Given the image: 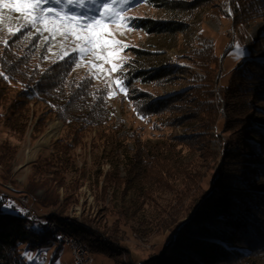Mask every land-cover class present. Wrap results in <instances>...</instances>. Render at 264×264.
<instances>
[{"label":"rangeland","instance_id":"rangeland-1","mask_svg":"<svg viewBox=\"0 0 264 264\" xmlns=\"http://www.w3.org/2000/svg\"><path fill=\"white\" fill-rule=\"evenodd\" d=\"M165 1L141 0L135 6H129L124 15L135 18L131 20L129 29L109 25L115 38L127 45L117 61L123 62L120 71L110 75L95 72L90 66L91 56L81 61L75 55L77 74L93 75L97 84L114 93L107 97L111 113L104 127L89 125L78 132L69 128V132L73 131L69 133L61 117L44 102L30 101L27 109L22 110L24 116L29 115L22 132L21 120L16 126L8 122L14 112L11 104L16 101L21 85L11 82L8 89L0 91V195L29 218L27 224L32 230L45 232L52 239V243L36 248L24 244L21 254L27 263L82 264L75 257L74 247L78 246L83 250L84 264H144L155 256H161L170 235L177 234L187 218L194 204V191L210 188L216 182L228 155L241 151L242 156H251V163L259 161L253 156L254 149H246L245 144L247 142L254 147L252 143L261 144V138L253 135V129L250 131V143L248 132L242 150L239 134L248 130L253 120L264 122V101L242 98L238 89L228 93L232 90L231 82L238 64L247 56L246 48L262 49L253 57L264 62V0H258L260 7L255 6L253 0H173L164 4ZM194 3L195 7L187 5ZM47 6L60 7L51 3ZM69 10L84 11L71 6ZM3 15L4 32L9 33V26L15 30L24 23L19 14L7 9L3 10ZM165 21H172L169 25L174 27H178L180 22L186 26L180 31H164L162 29L168 25ZM32 31L49 45L53 60L61 57L63 37L52 39L47 32ZM75 46L70 39L66 49L70 52ZM213 50L218 56H212ZM202 51H208L206 56L214 62L210 71L215 83L198 90L195 95L206 99L215 89V99L220 102V108L213 107L212 112H207L206 107L199 109L198 102L189 97L176 102L178 105L171 106L163 115L143 118L137 114L129 97L132 89L134 94L143 91L151 98L186 89L196 82L195 78L200 80V74L205 72L191 60L204 54ZM44 62L48 64L49 60ZM128 63L150 66L144 69H152V64L157 68L176 64L177 72L170 74L168 80H138L129 89L124 79ZM104 68L109 69L110 65L105 64ZM118 77L127 88L126 95L108 87ZM209 89H212L210 93L204 95ZM243 99L246 105L242 103ZM244 107L242 114L239 109ZM24 116L21 119L25 120ZM55 120L62 124L59 135L48 146L37 150L41 137L50 122ZM156 120L160 123L170 121V124L155 126L153 121ZM111 128L115 129L114 133L121 137V142L130 152L139 142L155 144L163 138L175 141L173 154L177 160V178H167L170 183L159 185L161 189L154 186L155 190H151L149 196L138 195L134 190L126 192L123 182H120L121 187L117 186L120 190L110 187L111 164L103 152L115 150L116 145L110 144L115 140ZM109 130L112 134L107 133ZM62 139L75 143L69 155L72 164L69 161L64 169L48 164L54 156L56 144ZM30 148H34L35 153L29 159L27 150ZM118 152L121 155L122 150ZM169 162L172 165V161ZM248 173L261 180L264 167ZM125 175L126 171L121 170L120 176ZM164 186L170 187L162 190ZM29 209L33 210V218L26 215ZM47 221L53 227L41 229L40 223ZM72 228L91 232L89 234L110 253L99 250V246H91L89 240L73 233ZM258 264H264V260Z\"/></svg>","mask_w":264,"mask_h":264},{"label":"trees","instance_id":"trees-1","mask_svg":"<svg viewBox=\"0 0 264 264\" xmlns=\"http://www.w3.org/2000/svg\"><path fill=\"white\" fill-rule=\"evenodd\" d=\"M170 1L173 0H166L164 4ZM252 2L255 6L259 5L258 0ZM195 3L187 5L195 7ZM155 23L158 24V22ZM164 23H168L166 27H162L164 31H180L186 26L181 22L178 27L170 26L169 23H173L172 21ZM5 29L6 27L0 26V73L3 74L0 75V91L8 89L11 82L21 85L16 101L11 104L10 108L14 112L11 113L12 117H8V122L16 126L21 120L20 127L24 132L29 115L24 116L22 110L27 109L30 101H42L61 117L68 132L69 128L78 132L89 125H96L99 128L106 125L111 113L107 102L109 91L105 86L97 84L93 75L76 73L75 54L53 60L49 45L36 37L32 30L25 29L23 33L13 35L4 32ZM4 40L8 41L7 45L3 42ZM262 40L264 41V36ZM246 49L247 56L238 64L233 75L232 90L225 95L238 89L242 98L247 97L251 101L261 102L264 101V62L256 60L253 56L262 49ZM202 53L204 54L191 60L205 72L200 74V80L195 78L196 82H192L186 89L157 98L154 96L151 98L143 91L134 94L132 89L129 97L137 114L143 118L163 115L171 106H177L176 102H183L189 97L198 102L199 109L206 107L207 112H212L213 107L220 108V102L215 99L214 87L213 94L206 99L195 95L198 90L215 83L210 71L212 70L210 68L214 67V62H210L206 56L209 54L208 51H202ZM211 54L218 56L214 50ZM46 60H49L48 64L44 62ZM152 66V69H144L143 67L150 66L141 67L128 63V73L124 77L128 88L131 89L133 84L141 79L147 82L168 80L171 78L170 74L177 72L176 64L162 68L155 67V64ZM5 76L8 78L5 79ZM212 89L204 95H208ZM242 103L246 105L245 99ZM244 109L245 107L240 108L239 112L244 114ZM22 116L25 120L21 119ZM153 123L161 127L164 124L169 125L170 121L160 123L156 120ZM251 123L248 130L245 129L242 135L239 134L242 139L239 143L242 144L248 135H251L249 140L251 143L252 132L250 131L254 129L253 135L261 138V144L252 143L254 147H251L246 142L245 146L246 149H254L253 156L259 161L251 163V156L246 154L242 156L241 151L228 155L226 163L221 166L216 182L210 188L194 191L193 194L196 195L194 204L191 205L187 218L181 223L178 233L174 232L170 235L161 256H155L144 264H258L264 260V175L261 180H257L254 179V175L248 173L249 170L264 167L261 164H264V122L253 120ZM111 130L115 140H112L114 142L110 144L116 145L115 150L106 154L105 151L103 152L111 164L110 187L120 190V182H123V189H126V192L134 190L138 195L149 196L151 190H155L154 186L161 189L159 185L170 183L167 178H177V160L173 154L175 141L171 142L163 138L155 144L149 141L139 142L135 144L134 151L130 152L121 142V137L114 133L115 129L111 128ZM248 132L249 134L246 135ZM107 133L112 134L110 130ZM72 136L75 137V135ZM74 144L68 139H62L56 144L54 156L48 164H56L63 169L67 167ZM242 148L243 144L240 149ZM119 149L122 150L121 155L118 152ZM170 160L172 165H169ZM241 166L245 167L241 168ZM121 170L126 171L123 177L120 176ZM170 186H164L162 190ZM5 204L8 202L2 195L0 198V264H29L21 254L22 246L27 244L31 248H36L52 243V239L45 232L32 230L27 224L29 218L19 209L4 208L2 205ZM72 229L73 233L89 240L91 246L100 247L99 250L108 252L99 245L93 235L89 234L91 232L79 228Z\"/></svg>","mask_w":264,"mask_h":264},{"label":"snow or ice","instance_id":"snow-or-ice-1","mask_svg":"<svg viewBox=\"0 0 264 264\" xmlns=\"http://www.w3.org/2000/svg\"><path fill=\"white\" fill-rule=\"evenodd\" d=\"M141 0H0V25L4 23L3 10L19 14L24 23L17 26L15 30L8 28L10 34L23 33L25 29H34L37 33L47 32L52 39L57 36L63 37L61 42V59L75 54L78 60H84L91 56V69L95 72L110 75L121 70L123 62L118 63L120 52L127 47L120 40L116 39L109 25L115 24L117 28H131V20L134 17H127L124 12L129 6H135ZM55 4L60 7H48ZM72 9L84 10L72 11ZM95 6V8L90 7ZM95 12L96 14H89ZM10 19V17H9ZM49 37H45L48 39ZM71 42L76 46L69 52L66 45ZM7 45L8 41H3ZM100 61V63H95ZM110 65L105 69L104 65ZM0 75H3L0 73ZM8 77L5 76V79ZM127 94V88L119 77L108 85ZM113 92L108 93L109 97ZM4 208H13L14 204L2 205Z\"/></svg>","mask_w":264,"mask_h":264},{"label":"bare ground","instance_id":"bare-ground-1","mask_svg":"<svg viewBox=\"0 0 264 264\" xmlns=\"http://www.w3.org/2000/svg\"><path fill=\"white\" fill-rule=\"evenodd\" d=\"M61 127H62V124H61V122L59 120L58 121L57 120L51 121L50 124H49V127H48L47 131L41 137V139H40V141H39L36 149L38 150V148L42 149V148L48 146L51 143V141L53 139H55L59 135L60 130H61ZM34 153H35L34 148L28 149L27 150L28 158L29 159L32 158L34 156ZM27 212H26V215L27 216H30L31 218H33L32 217L33 216V212L32 211H27ZM40 227L43 230H49V228H52L53 225H52V223H45V224L44 223L43 224L40 223ZM47 227H49V228H47ZM56 236L59 237L61 235L60 234H58V235L56 234ZM74 248H75V254H76L75 257H76V259L78 261H80V258L78 256V253L76 251V247H74ZM79 263H81V262H79Z\"/></svg>","mask_w":264,"mask_h":264},{"label":"built area","instance_id":"built-area-1","mask_svg":"<svg viewBox=\"0 0 264 264\" xmlns=\"http://www.w3.org/2000/svg\"><path fill=\"white\" fill-rule=\"evenodd\" d=\"M27 200V199H26ZM24 203H27L26 201H25V199H23L22 200ZM28 211H32L33 212V210H31V209H29ZM42 223V222H41ZM46 223H51V222H49V221H47ZM43 224V223H42ZM76 251H77V253H78V256H79V258H80V262L82 263V264H84V258H83V250L81 249V247H78V246H76Z\"/></svg>","mask_w":264,"mask_h":264}]
</instances>
